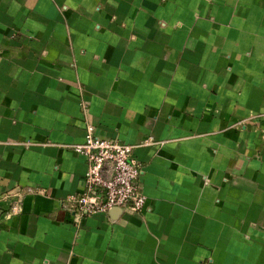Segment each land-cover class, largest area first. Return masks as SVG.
Wrapping results in <instances>:
<instances>
[{
    "label": "crops",
    "instance_id": "1",
    "mask_svg": "<svg viewBox=\"0 0 264 264\" xmlns=\"http://www.w3.org/2000/svg\"><path fill=\"white\" fill-rule=\"evenodd\" d=\"M87 124L132 146L141 212L73 222ZM18 187L0 264H264V0H0V196Z\"/></svg>",
    "mask_w": 264,
    "mask_h": 264
},
{
    "label": "built area",
    "instance_id": "2",
    "mask_svg": "<svg viewBox=\"0 0 264 264\" xmlns=\"http://www.w3.org/2000/svg\"><path fill=\"white\" fill-rule=\"evenodd\" d=\"M64 147L82 155L86 162L82 190L66 197L75 225L95 214H105L113 207L141 212L146 200L140 181L142 166L133 156L131 145L117 138L99 137L94 126L87 124L83 141ZM29 190L18 187L0 196L8 203L6 208H0V216L21 213L22 196Z\"/></svg>",
    "mask_w": 264,
    "mask_h": 264
},
{
    "label": "water",
    "instance_id": "3",
    "mask_svg": "<svg viewBox=\"0 0 264 264\" xmlns=\"http://www.w3.org/2000/svg\"><path fill=\"white\" fill-rule=\"evenodd\" d=\"M113 209H121V208L113 207V208H111L109 211H111V210H113Z\"/></svg>",
    "mask_w": 264,
    "mask_h": 264
}]
</instances>
